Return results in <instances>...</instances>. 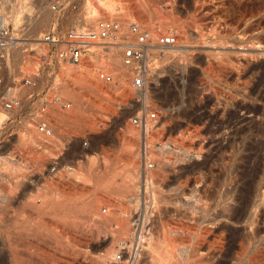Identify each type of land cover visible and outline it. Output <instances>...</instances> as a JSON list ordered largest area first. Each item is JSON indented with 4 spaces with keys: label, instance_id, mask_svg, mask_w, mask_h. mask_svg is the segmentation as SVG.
<instances>
[{
    "label": "rangeland",
    "instance_id": "rangeland-1",
    "mask_svg": "<svg viewBox=\"0 0 264 264\" xmlns=\"http://www.w3.org/2000/svg\"><path fill=\"white\" fill-rule=\"evenodd\" d=\"M53 1L34 0V16L43 23L35 33L29 31L31 35L26 38L35 39L37 35L41 38L54 25L61 32L71 26L86 25L91 14L84 13L90 10L86 4H96V0H65L61 10L54 13L51 10ZM122 1L130 8L132 20L147 27L155 22L159 27L175 28L177 32L184 28L189 36L188 51L168 58L161 54L154 59L153 83L147 94L150 95V105L160 111V119L156 126L153 124L150 135V156L160 153V157L175 158L173 152H181L180 149L187 148V145L191 147V158L181 161L175 170L169 167L161 176L165 194L173 195L171 188L177 183L183 187L188 182L187 190L196 184L209 200L211 217L218 218L216 223H210L213 230L208 232L209 235L205 233L207 241L203 242L211 260L205 251L204 256L208 259L203 258L206 262L195 264H264V133L260 132L264 127V0H149L166 16L167 20L164 19L162 24L150 18L148 6L142 0ZM103 17L109 15L99 16ZM8 23L14 34L18 32V37L25 34L16 30L12 19ZM181 36L178 33V43H182ZM23 51H28L30 58L38 62L35 73L39 70L41 79L44 75L49 78L41 80L39 90L45 88L47 92L55 91L60 95L69 90L70 95L62 96L70 100L72 106L66 109L55 104L50 106L53 134L47 136L48 139L44 134L43 138L37 137V143L29 141L24 145L20 141L24 132L31 137L37 136L35 130L39 131L37 125L30 122L29 112L23 114L21 121L15 117L9 120L12 117L9 114L11 116L0 126V154L10 155L23 170L15 173L2 169L6 172L0 175V243H6L5 238L18 228L88 227L91 233L96 232L93 233L96 234L93 242L107 248L113 229L120 227L122 217L126 215L123 211L127 210L130 190L125 187L124 178L128 168L134 166V155L142 145L140 139L135 141L139 136L128 131L131 127L140 131L129 119L140 108L134 100L136 94L130 84L119 89L120 84L100 79L98 72L105 68L96 67L93 57L109 55L101 46L90 47L83 58L82 64L90 68L91 73L84 74L76 82L66 79L63 93L62 87L54 89L60 63L54 67V73H50L47 43L43 57L37 56L29 47ZM15 67L12 71L9 67L2 72L6 77L3 93L13 81ZM7 72L12 74L10 79ZM111 74L115 77L114 73ZM131 76L126 78L127 82ZM47 82L51 87H47ZM95 86H99V90L102 88V92ZM29 90L27 87L23 94ZM163 139L170 140L176 147L172 154L159 151L160 145L166 143ZM130 142L134 144L131 148L127 147ZM152 150L158 151L154 153ZM92 158H97L94 164ZM82 173L88 174L90 181L85 182L76 176ZM96 181H105L109 186H96ZM251 182L255 194L251 197L253 203L248 216L253 218L252 226L255 227L250 228L244 222H234L231 218L233 212L227 208L241 207L247 185ZM2 194L8 195V199H2ZM163 205L166 211L162 210L159 217L153 216V223L148 226L156 231L166 222L174 223L173 204ZM136 216L139 219V214ZM235 234L237 238H234ZM125 245H121L119 260L126 256Z\"/></svg>",
    "mask_w": 264,
    "mask_h": 264
},
{
    "label": "bare ground",
    "instance_id": "bare-ground-1",
    "mask_svg": "<svg viewBox=\"0 0 264 264\" xmlns=\"http://www.w3.org/2000/svg\"><path fill=\"white\" fill-rule=\"evenodd\" d=\"M142 1L145 6H148L147 9H149L151 13L150 18H152L153 21H157L160 24H162V21L166 19V16L163 15V12L160 11L159 9H155L154 6L156 4L154 3L151 4L149 0H142ZM95 2L96 4H94L93 6L92 4L91 5L86 4V7L87 8L90 7V10L89 11L85 10L84 13L86 12L87 14H90V13L91 14L89 15V22L87 21L85 24L93 23L92 21H95L96 19L99 18L101 14H104V13H106V15L108 14L109 17L110 16L119 17V18L121 17L123 20L126 19L125 21L130 20V19L132 20L133 18V15L130 14L131 13L129 10L130 8L122 0H96ZM34 5H35L34 0H0V13L2 14V18L4 22L8 23L9 20L12 19L15 26L17 27L16 30H20L19 33L21 32L25 33L23 34L24 36L20 34L21 35L20 37H18V34H17L18 32L15 34L19 38L18 46L10 53V55L6 57L4 67L1 70V72H3V71H6V69H9L10 67L12 71V67L14 68V66H16L15 67L16 72L13 74L14 76L13 81L9 82L7 85L10 88L9 93L10 92H20V94H23L26 88L29 87V86L24 85L23 80H22L23 77L26 75L35 74L36 68H38V62L30 58L28 51L22 52L23 48L29 47L31 48V51H36L35 54L37 56L43 57L42 53L44 51V45L46 43L42 41L40 37L38 38V35H37V38L35 39L25 37V36L28 37L31 32L35 33L36 30L38 29V26H40L41 23H43L41 22L42 19L41 20L36 19V16H34V7H35ZM172 15L173 14H171L172 18H176L175 14H174L175 16L173 15L174 17ZM48 26H49V23H48ZM160 27L161 29H159ZM160 27L159 25H155V22H152L150 23L149 28L153 30L154 32H157L159 30H161V32L163 30L165 31L169 30V28H166L165 26L160 25ZM177 33L182 35L181 36L182 43H178L174 46L165 47L164 53H155L154 56L156 55L160 56L161 54H164V56L168 58L172 54L188 51V48L190 47V45L188 42L189 36H188L187 31L184 28H182ZM96 46H100V45L96 44V45L91 46V48H95ZM101 49H102V46H101ZM107 51L106 52L109 53V55L98 54L97 56L93 57L94 64L96 67L101 66V68L104 67L105 70L110 71V73L111 72L114 73L116 77V80H114V82L116 84H120L118 85V87L119 89H121L122 87H124L126 83L128 85L130 84V82L126 81V78H128V76L130 78L131 74L133 73V69L130 68L129 66H126L123 63L122 52L120 51V49L114 47ZM82 61L79 63L60 62V66L58 70L59 71L58 73L60 74H57V77H55V80H54L55 87L53 86L54 89L62 87L61 89L63 93L66 90V82H65L66 79H71L72 81L76 82V81H80L84 74H90L91 73L90 68L82 64ZM225 66H228V65H225ZM11 75L8 74L7 72V78L10 79ZM42 79H49V78L46 75H44L42 76ZM97 87L99 88V86ZM97 87L95 89L99 90ZM101 89L102 88H100L99 91L102 92L103 89L102 90ZM67 92H69V90L66 91L64 94L70 95V93L68 94ZM145 98H146L145 99L146 102L150 101V95L146 94ZM9 114L11 113L7 112L6 110L0 107V126L5 124L8 118L11 116ZM150 126L152 129L153 124H150ZM129 129L130 130L128 131H130L132 135L134 134L136 135V137L139 136V138L135 139L136 138L135 137L133 139H135V141L140 139L142 141V145L137 155H134V160H136V162L134 163V166L132 165L133 167L131 166V169L128 168L125 178H124L125 187L127 186V189L130 190L128 191V194H127L128 207L126 208L127 209L126 211L125 210L123 211L124 213L126 212V215L122 217L123 221L121 220L122 222L120 224V227H116L115 230L113 229L112 231V238L110 240V246L107 248H104L103 245L100 244L99 242H97L99 244H97L96 242H93L95 241L94 238L96 237V234L94 236L93 233H96V232L91 233L92 230L90 231L89 229H87L88 227L87 228L86 227H24V228H18L14 231H11L10 234L5 238V240L7 239L6 243L4 242L2 244L0 243V264H6V262L7 264H83V262L85 263L88 262V264H118V263L120 264V262L122 263V261L123 263L125 262L124 264H132V263L133 264H195L198 261L201 263L202 261H204L203 256L206 251L204 249V245L206 246V244H204L203 242L205 240V237H207L205 233L206 234L208 232L210 233L213 230V226H209V225L211 222L214 223L216 219H218V218H215L214 216L211 217V214H210L211 207L208 203L209 200H207V196L204 195L202 190L199 189V187H197L195 183H193L195 184L194 186H192L193 185L192 184L191 185L192 187H190L189 190H187L188 189L187 186H190L188 182H187V185L184 184L183 187L180 183L173 185L171 188L172 190H174L173 195L169 194L167 196L165 194L166 189L162 186L160 182L161 176L165 175L164 173L169 167H173V169L175 170L177 164L185 162L187 157L191 158V155H190L191 147L188 148V145H187V148L185 147L183 149H180L181 152H177V153L173 152L175 158L173 157L165 158L163 156L160 157L159 156L160 153L156 154L155 153L156 150L155 151L152 150L155 153L153 154L154 155L153 157V156H150V142H151L150 136L146 137L147 143H146V146H144L143 136L141 132L137 131V129L135 130V127L134 128L131 127ZM35 131L37 133V136L35 135L31 137L28 136L27 132H24L20 137V141L24 145L28 144L29 141L37 143V137L43 138V133L40 132V130L39 131L35 130ZM237 132H239V129ZM260 132L264 133V127L260 130ZM46 138L48 139L47 136ZM53 139H55V137ZM166 144L167 143H162L160 145L159 151H162V153L171 152L172 154V151H174L176 147L172 144L169 148H167ZM133 145L134 144L130 142L128 143L127 147L131 148L133 147ZM151 147H152V144H151ZM144 149H145V152H144ZM144 156L149 159L155 160L156 166L152 168L147 167V166L145 167L141 166L142 165L141 161L143 160ZM96 159L97 158H92L91 163L94 164L96 162ZM105 160L107 161V159ZM2 169L6 171H13L15 173H22L23 171L22 168L16 165L15 160L12 159L10 155L3 156L0 154V175H3V173L6 172ZM173 169L171 170L174 171ZM174 172H177V171H174ZM76 176L78 178H81V180L85 182L90 181V177L88 176V174L82 173V174H77ZM99 181L98 182L96 181L97 182L96 186H100L101 184L100 187H102V185L109 184V183L107 184L105 181L101 183ZM245 194L246 195L239 209L235 207L233 208L231 206H229V208L227 209L229 212H233V214H231L232 216L230 214L229 215L234 220V222H237V223L244 222L247 224V227L251 228L254 226V225L252 226L253 218L251 216H248V214H249L250 208L253 203V201L251 200V197L253 196V194H255L252 182L250 184L248 183ZM1 197L2 199L5 200V199H8L9 196L2 194ZM241 198H243V194ZM103 200L101 201L103 202ZM164 203L173 204L174 219L172 220H174V223L173 222H172L173 224L172 223L167 224V222L166 224L164 223V226L159 227L160 229L159 231L157 230L160 233H157V231L154 230V227H148V226L152 225L153 216L159 217V215L160 216L162 215L161 213L163 211H166V209H164L163 207ZM182 206L184 207V209H182ZM171 211L172 210H170V212ZM115 213L117 212L115 211ZM137 214H139L140 216L139 219L136 218ZM137 225H138V228H136ZM209 227H212V229ZM209 233L207 235H209ZM236 236L237 234L234 235V238ZM245 236H247L248 238L247 234H245ZM239 238L241 237L238 236V239ZM98 239H100L99 235H98ZM249 240L252 241V239H249ZM206 241L207 240H205V243ZM244 241L246 242V240L243 239V242ZM250 243L251 242H249V244ZM122 244H126L125 246L127 249V253L125 252L126 256L124 260L122 257H121V260H119L118 253L121 250ZM244 246H246V244ZM136 248L137 250H135ZM134 250L136 253L134 252ZM246 251L248 250L246 249ZM134 253L136 254L135 259H134V255H135ZM209 254L210 252L208 251L207 255ZM214 255L215 254L213 253V256ZM131 256H132V259H131ZM146 256L147 258H145ZM227 256H228V253L226 257ZM204 257L208 259V256H204ZM210 257H212L211 254L209 256V259ZM133 259L135 261H133Z\"/></svg>",
    "mask_w": 264,
    "mask_h": 264
},
{
    "label": "built area",
    "instance_id": "built-area-1",
    "mask_svg": "<svg viewBox=\"0 0 264 264\" xmlns=\"http://www.w3.org/2000/svg\"><path fill=\"white\" fill-rule=\"evenodd\" d=\"M64 1L54 0L51 10L54 13L59 12ZM58 28L54 25L41 36V40L48 46L51 60L48 67L50 73H54V67L60 62H81L93 45H100L106 50L114 47L120 49L123 63L133 69L130 85L136 94L134 100L140 104V108L129 119L140 130L143 144L146 146V137L152 133L150 124L155 125L160 119L159 109L150 105V101H145L153 83L152 64L157 58L154 54L164 53L165 47L178 44L177 30L171 28L166 32H154L138 20L125 21L119 17L99 18L94 23L71 26L63 32ZM18 39L10 23H5L0 13V107L11 113L12 117L9 120L15 117L21 121L23 114L29 112L30 122L36 124L45 136H51L54 130L51 125L50 106L55 104L61 109H66L72 106V102L58 92L50 93L45 88L40 91L39 70L22 79L24 85L30 87L29 92L23 95L20 92L7 93L9 87L6 88L5 93L2 92L6 77L1 70L6 57L18 46ZM98 76L108 83L115 80L113 74L105 69H100ZM48 86L51 87L49 82H47ZM34 103L37 104L34 106ZM163 141L169 146L173 144L168 139ZM141 163V166L150 168L156 165L155 160L145 156Z\"/></svg>",
    "mask_w": 264,
    "mask_h": 264
}]
</instances>
